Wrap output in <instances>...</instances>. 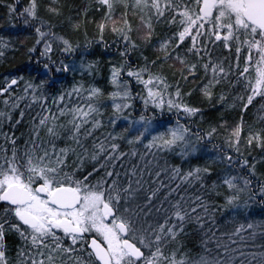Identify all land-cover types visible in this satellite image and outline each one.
Returning <instances> with one entry per match:
<instances>
[{
  "label": "snow or ice",
  "instance_id": "snow-or-ice-1",
  "mask_svg": "<svg viewBox=\"0 0 264 264\" xmlns=\"http://www.w3.org/2000/svg\"><path fill=\"white\" fill-rule=\"evenodd\" d=\"M0 21V60L26 57L0 73V264H264L233 247L264 237V0H0Z\"/></svg>",
  "mask_w": 264,
  "mask_h": 264
},
{
  "label": "trees",
  "instance_id": "trees-1",
  "mask_svg": "<svg viewBox=\"0 0 264 264\" xmlns=\"http://www.w3.org/2000/svg\"><path fill=\"white\" fill-rule=\"evenodd\" d=\"M3 22V21H0ZM19 27V25H18ZM4 35H8L7 33H2ZM26 59V57L23 55V53L17 54L14 57L9 54V58L8 61H2L0 60V73L5 72L6 70H11L12 66L14 64H19L20 62L24 61ZM231 218V214L230 213H225L224 218L222 220V223L228 221ZM239 222H246L245 217L243 215H240L237 217ZM247 220L249 221H261L264 220V211L261 210V208L259 207V205H253L252 209H251V214L247 217ZM228 228H231V225L228 224L227 225ZM224 231V228H221V232ZM217 235H220V233H217ZM244 237L243 241H240L239 237H236L235 239H237V244L233 245V247H238L243 249L244 251H260L261 249L259 247H253V245L259 246L261 244H264V237H262L259 233V230H257V234L255 237H252L250 235V232L245 231L241 234ZM190 240H195V243L198 247H194L192 248L193 254H195L197 251L202 250L199 247V239L195 236L190 237ZM225 242H227V238L225 237ZM209 247L215 249V244L211 243L209 245ZM238 255V254H237Z\"/></svg>",
  "mask_w": 264,
  "mask_h": 264
}]
</instances>
